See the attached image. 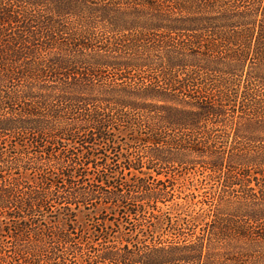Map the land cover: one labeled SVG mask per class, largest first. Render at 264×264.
Returning a JSON list of instances; mask_svg holds the SVG:
<instances>
[{
	"label": "trees",
	"instance_id": "trees-1",
	"mask_svg": "<svg viewBox=\"0 0 264 264\" xmlns=\"http://www.w3.org/2000/svg\"><path fill=\"white\" fill-rule=\"evenodd\" d=\"M8 3V0H0V224L7 225L6 228L0 227V236L10 238L15 244L9 262L7 254L2 253L3 245H0V264H71L68 263V255L75 254L76 245L59 249L71 241V228L53 231L47 226L60 216H65L67 221L73 220L68 211H56L61 205L60 209H64L65 204L85 205L95 199L100 200L117 212L116 217L120 218L118 226L123 228L127 224L123 218L134 219L145 212L140 200L146 198L161 203L171 200L167 173L160 178L162 173L147 161V168L155 174L144 176L141 155L134 161L123 155L124 163L120 170L114 168L117 161L108 163V153L113 152L109 144L111 141L116 143L113 134L120 131L112 119L117 121V125L125 124L130 131L143 126L147 128L148 136L137 137L135 142L151 146L149 152L161 155L165 162L183 164L201 160L213 172L224 171L222 184L226 187L241 184L230 175L237 165L264 169V155L257 159L238 155L232 152L234 146L217 150L209 133L200 139L203 125L224 118L226 103L235 104L236 97L225 89L240 79L243 66L253 62L255 67L264 69V0H237L236 6L234 2L224 6L218 0H183L174 5L164 0H146L144 6L157 11L158 16H168L166 12L173 10L188 15L180 17L168 28L170 30L200 33L214 30L215 34L213 36L211 32L209 40L195 35L191 44L173 47L166 63L155 64L162 73L159 85L138 87L133 81L135 84L132 86L138 87L135 90L127 87L122 90L119 83L107 86L95 77L92 67L136 70L150 65L136 55L137 44L116 40L105 46V52L134 50L135 54L130 57L121 56V53L118 54L120 57H109L97 49H90V53L93 52L90 56L86 51L92 47L76 43V34L67 32L68 28L58 22L64 17L63 11H58L60 17L57 20L46 16L47 19L42 21L44 26L39 29L32 23L45 16L28 15L24 26L11 34L16 19ZM95 6L86 7L94 9ZM190 9L192 13L185 11ZM63 33L70 37L63 39ZM79 36L85 38L81 33ZM146 37L142 33L139 39L144 42ZM157 42L150 47L145 44L142 48L148 52L165 45L163 41ZM91 57H94L93 62ZM198 61L205 63L202 65ZM190 66L196 68H190L182 76L179 74ZM197 67H200L198 71ZM200 69L206 73L223 74L215 82L217 98L212 99L211 94L205 89L202 91L201 87L202 93L193 94L191 89L198 86ZM245 78L250 85L264 89L262 76L250 72ZM121 91L126 92L127 97L117 95L109 98L112 93ZM240 102L238 117L264 119V98L259 97L257 90L245 89ZM107 104L112 105L115 117L106 112L105 109L109 111ZM253 108L259 111L247 110ZM132 112H137L140 117L134 118ZM173 130L189 133L185 138H171L169 133ZM23 135L30 141L32 151L18 148L22 143L17 142L8 147V136L17 138ZM102 149L104 152L101 151L103 155L100 158L96 152ZM29 171L38 177L26 185L21 176ZM90 171L89 183L78 186L74 179L81 180L91 174ZM123 174L133 179L125 180ZM135 192L142 197L134 195ZM228 193L223 207L217 213L212 210L214 219L205 224L208 225L205 237L203 233L193 234L192 240L184 239L181 244L157 245L144 251H136L135 245L124 244L120 249L112 246L102 249L97 258L108 260L110 264H241L237 255L244 256L247 249L241 242H236V236L246 237L243 240L249 237L235 217L241 214L249 222H261L258 236L264 239V193L257 201H254L255 194L246 195L251 203L256 202L249 207L250 211L243 210V204L229 199L231 190ZM155 210L153 207L149 213L155 214ZM106 216L104 214L102 219H97L98 224L93 229L95 240L101 245L106 243L109 235L108 226L99 225L105 222Z\"/></svg>",
	"mask_w": 264,
	"mask_h": 264
},
{
	"label": "rangeland",
	"instance_id": "rangeland-1",
	"mask_svg": "<svg viewBox=\"0 0 264 264\" xmlns=\"http://www.w3.org/2000/svg\"><path fill=\"white\" fill-rule=\"evenodd\" d=\"M8 1V7L13 11V16L16 19L13 23L14 29L10 32L11 34L15 31L17 32L18 29L24 26L26 16L28 15H34L37 18L45 16L37 23H32L35 28L39 29L44 26L42 21L47 19L46 16H53L57 20L60 17L58 11H63L64 17L60 18L58 22L68 28L67 32L76 34L75 37L78 38L76 43H82V45L85 43L88 45L87 47H92L87 48L86 51L89 55L91 54L90 56L93 55V52L90 53V49H97L98 51L106 53L105 55L109 57H120V55L118 56L120 53L121 56L130 57L135 54L134 50L129 51L126 49L123 50V52L120 51L117 53L113 51L105 52V46H110V43L116 40L125 41V44H137L138 48L136 55H139L140 58L145 59L148 63L150 62V65L136 70H124L112 66L92 67L97 79L106 83L107 86H113L119 83L122 85L120 86L122 90L124 87L135 90L145 84L158 86V79L162 78V73L155 64L159 62L166 63L171 55L170 50H172L173 47H180L183 43L191 44L195 35H201L203 38L209 40L212 36L211 34H213V36L215 34L214 30H210L212 32H210L211 34L209 32L200 33L194 31L170 30L168 28L173 23L177 22L180 17L188 15L183 13L179 14L176 10H173L172 12H166L168 16H158L156 14L157 11L144 6L146 0ZM164 1L167 4L174 5V3H182L183 0ZM218 1L224 3V6L232 2H234L236 6L237 3V0ZM92 3L96 4L94 9H87V7L94 5ZM240 4L242 3H238V5ZM185 11L192 13L191 9ZM153 26L158 27V29H151ZM79 33L84 35L85 38L79 36ZM142 33L147 36L144 42L139 39ZM8 34L9 33L6 31V35ZM61 36L63 39L70 37L66 33H63ZM156 40L163 41L165 45L159 49L157 48L158 50L148 52L144 50L145 47L142 48L145 44H148L150 47L153 42L158 43ZM205 43L207 42H203V44ZM79 47H81V45ZM80 49L83 50L82 48ZM199 51L203 50L199 49ZM93 59L94 57H91L92 62ZM199 62H201L200 64L202 65L205 63L204 61H198V63ZM190 68L196 67H187V69L182 70L179 74L182 76L183 73L190 70ZM197 68L198 71L200 67ZM250 72H252V75L262 76V78H264V69L255 67L253 62H248L247 65H244L240 72V79H236L235 82L232 83L233 85L230 84L225 89L234 98L236 97L235 104L234 102H232V104L226 103L227 114L224 118H217V120H219L218 122H207L204 124L201 130V135H203H200V139H203V136L209 133L212 138H214L213 144L217 150H221L223 147L230 148L234 146L232 152L235 154L242 156L246 155L257 159L264 155V119L261 117L257 120H253V118H240L237 116L240 114V111H237L241 108L240 100L242 99L245 89L252 88L253 90H257L259 97L262 99L264 98V96L262 97V94L264 95L263 87L252 86L250 83L246 82L245 76ZM220 76H223L220 72L208 73L207 71L206 73V70L200 69L197 76L198 86L191 89L193 94L197 95L198 93H202L205 89L207 93L211 94L210 97L212 99L217 98L218 91L214 89V86L216 80ZM120 79L123 80V82ZM133 81L136 82V85H139L137 88L136 86H132L135 84ZM106 93H108V91ZM117 95H119V97H127L126 92L121 91L119 93H112L109 98L116 97ZM109 98H106V100H110ZM106 103L109 102L106 101ZM111 106L112 105L107 104L109 111H107V109L105 110L110 116L112 115L115 117L116 112L111 110ZM247 110L250 112H253V110L256 112L259 111L257 108ZM132 116L134 118L140 117L137 112H132ZM112 123L116 128H119L120 131L118 132L116 130L113 134L116 143L114 144L111 141L109 144L110 147H113V152H107L109 154L107 158L108 163L112 162V160L117 161L118 165L114 168L120 170V166L124 163L125 155H128L131 161H134V158L141 155L144 163L142 164L141 171L145 173L144 176L146 174H155V172L147 168V161H151L154 165L153 168L162 173L159 175L160 178H164V173H167L166 175L169 177L167 186L170 188L171 192L169 200H171L164 203L152 202L146 198H144V201L140 200L139 203L141 202L145 206V212L137 215L134 219L123 218V220L127 221V224L123 228H120V225L118 226L117 220L120 218L116 217L117 212H114L111 206L107 207L97 199L85 205L65 204L66 208L64 207V209H60L62 205L56 208L57 212L64 211L66 213L68 211L73 219L72 221H67L65 216L59 215L60 217L56 222L47 225L51 227L53 231H65L66 228H71L69 229L71 241L59 247V249L65 250L67 248L66 246L76 245L75 254L68 255V263L110 264L108 260L97 258L98 253H100L102 249L111 248L112 246L116 247L115 249H120L124 244H127L131 247L135 245L134 248H136V251H144L145 249L157 245H168L170 243L181 244L184 239L185 241L192 240L194 238L193 234L203 233V237H205V235L207 236L206 230L208 229V225L206 226L205 224H209L210 221L214 219L212 217V210H214V213H217L219 209L223 207V200L226 199L229 190H231L229 199H234L233 201H235L236 204H243L242 209H246L247 211H250L251 209L249 207H253L256 202L252 201L251 203L250 197L246 198V195L255 194L257 197L254 198V201L262 198L261 193H264V169H255L252 165H249L247 168L244 167L245 165H237V167L231 171V174H229L241 184L233 187H226L222 184V178L225 176V173L223 175L224 171L221 170L220 173L213 172L208 168L206 163H201V160H194L195 163H168L161 159V155L155 156L151 154V152H149V149L152 148L151 146L140 145L134 140L137 137L148 136L149 130L144 128V126L141 129L137 128L135 131H130L126 128L125 124L120 123L117 125V121L115 122L114 119H112ZM188 133L189 132L186 131L173 130L169 133V137L181 136L185 138ZM7 138L6 143L10 144L8 147H11V144L17 142L22 143V146L18 145V148L24 147L26 150L32 151L30 141L27 138L25 139L24 135L23 137L18 136L17 138H13L8 136ZM98 151L99 152H96L98 154L96 156H100L101 158L103 155L101 151L104 152V150ZM118 153L121 154L118 155ZM200 159H202L203 162L207 161V159ZM118 161H121V163L119 164ZM98 169L101 170L102 167L98 166ZM223 170L226 171V169ZM91 172L92 171H90V173ZM126 172L127 171L124 170V173ZM133 172L138 173L137 171ZM90 175H92V173L81 180L74 179L76 181L75 183L78 186L84 185L85 183L88 184L87 178H90ZM36 177L38 176L33 174V171L23 173L21 176L26 185L28 182L34 181L33 179H36ZM122 177L125 180L131 178L130 175L124 174ZM82 181H84V183ZM135 194L142 197L139 192H135L134 195ZM231 203L233 204L232 201ZM153 207L157 210H155V214L149 213ZM67 208L69 210H67ZM45 211L48 212V210ZM57 212L55 213L56 215ZM55 214L52 213L51 215L54 216ZM104 214L107 215V219L105 222H100L102 224L99 223V225L103 227L108 226L109 235L106 239V243H104L105 246L95 240V235L93 233L95 225L98 224L97 219H102ZM235 220L238 224L245 227L248 232L247 237H249L247 240H243V238L246 237L240 238L236 236V242L238 244L241 242L247 249L246 253L240 251L244 256L237 255L240 257L238 261L241 262V264H264V239L258 236V233H260L258 232L259 228L262 227V225L260 226L261 222H249L246 216H241V214L235 217ZM245 225H248V227ZM6 226L5 223L0 224V227L6 228ZM5 243L6 249L4 248ZM14 244L15 243H13L10 238L0 236V245H3L2 248L4 250L2 253L7 254L8 262L10 261L9 259L13 252ZM220 244L221 243H219L218 247ZM217 250L220 249L217 248ZM237 250H239V248ZM7 264L15 263L10 262Z\"/></svg>",
	"mask_w": 264,
	"mask_h": 264
}]
</instances>
